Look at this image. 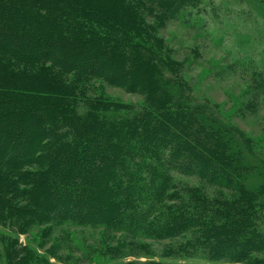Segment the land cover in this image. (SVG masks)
<instances>
[{"label": "trees", "instance_id": "16d2710c", "mask_svg": "<svg viewBox=\"0 0 264 264\" xmlns=\"http://www.w3.org/2000/svg\"><path fill=\"white\" fill-rule=\"evenodd\" d=\"M200 4L0 0L1 224L25 232L70 223L148 242L193 237L154 253L174 261L144 264H237L264 251V182L252 188L241 178L246 159L232 126L192 102L183 63L148 22L153 6L194 25ZM90 78L145 101L88 95L79 84ZM172 171L226 181L237 196L210 200ZM4 239L12 242L0 231ZM141 243L128 245L153 254ZM10 246L2 248L7 264L38 261L33 250ZM184 256L203 262L177 261Z\"/></svg>", "mask_w": 264, "mask_h": 264}, {"label": "rangeland", "instance_id": "374dc122", "mask_svg": "<svg viewBox=\"0 0 264 264\" xmlns=\"http://www.w3.org/2000/svg\"><path fill=\"white\" fill-rule=\"evenodd\" d=\"M199 7L192 9L194 25L171 20L153 6L147 11L148 22L159 26L155 35L163 39L173 50L174 57L183 63L182 74L189 87L186 92L192 102L206 104L213 117L217 116L223 124L232 126L230 131L238 139L240 154L246 159V167L240 171L241 178L247 180L249 187H257L264 182V80L261 84L255 78L260 71L264 73V0H203ZM199 10L201 12L197 15ZM201 18L205 22L200 23ZM82 81L85 83L81 82L79 87L91 96L136 107L142 106L145 101L144 96L130 93L104 79ZM172 176L184 188L188 186L200 191L210 200H228L237 196L235 189L224 186L226 181L212 182L211 179L179 171H172ZM0 231L4 237L12 238L13 245L18 249L33 250L38 261L32 264L174 261V258L154 253L161 254L173 244L193 238L187 235L184 239L148 242L135 240L123 231L48 222L37 224L25 232L0 223ZM12 242L5 239L0 242L3 253L0 264H7L4 246L13 247L10 246ZM129 242L140 245L146 242L154 249L150 251L154 255L133 249ZM105 253L110 257H105ZM177 261L200 263L201 260L199 257L184 256ZM259 262L264 264V251L254 254L249 262L237 264Z\"/></svg>", "mask_w": 264, "mask_h": 264}]
</instances>
